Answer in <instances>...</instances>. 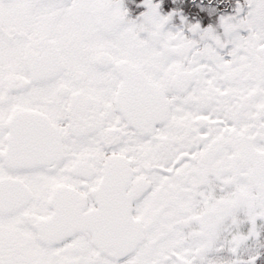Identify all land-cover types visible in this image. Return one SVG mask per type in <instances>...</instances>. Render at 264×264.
<instances>
[{"label":"snow or ice","instance_id":"snow-or-ice-1","mask_svg":"<svg viewBox=\"0 0 264 264\" xmlns=\"http://www.w3.org/2000/svg\"><path fill=\"white\" fill-rule=\"evenodd\" d=\"M143 4L129 19L121 0H0V264H161L144 213L225 124L176 73L190 59L211 79L213 26L164 31L175 13ZM220 27L264 56V0H238Z\"/></svg>","mask_w":264,"mask_h":264},{"label":"flooded vegetation","instance_id":"flooded-vegetation-1","mask_svg":"<svg viewBox=\"0 0 264 264\" xmlns=\"http://www.w3.org/2000/svg\"><path fill=\"white\" fill-rule=\"evenodd\" d=\"M158 3L166 5L165 15L175 13L165 24V31L184 30L199 39V33L188 32V25L199 23L202 29L213 26L210 33L200 37L212 42L200 49L207 57L211 79L205 84L201 74L193 73L190 59L179 60L176 73L183 76L185 89L195 81L200 106L223 117L225 127L217 129L209 123L207 149L193 157L178 175L160 183L144 213V231L139 239H144L146 231L145 247L155 251L158 258L162 256L166 264H191L196 254L222 264L217 258L225 254L233 230L239 226L246 233L255 219L256 237L248 246L254 252L260 248L255 262L264 263V56L258 54L251 39L234 43L221 32L220 17L238 5V0ZM211 6L217 7L218 14L206 13ZM235 27H240L239 22ZM176 78L171 73L166 75L162 86L167 89ZM199 136L198 125L189 122L180 143L191 148L192 138ZM143 187L137 185L138 189ZM180 235L182 240L177 238ZM178 245L192 250L179 254L175 250Z\"/></svg>","mask_w":264,"mask_h":264},{"label":"clouds","instance_id":"clouds-1","mask_svg":"<svg viewBox=\"0 0 264 264\" xmlns=\"http://www.w3.org/2000/svg\"><path fill=\"white\" fill-rule=\"evenodd\" d=\"M256 237V226L251 227L248 232H241L237 226L232 233V239L227 242V249L223 256L217 259L222 264H252V257L256 256L252 251L248 242ZM235 248L236 251L232 252L231 249Z\"/></svg>","mask_w":264,"mask_h":264},{"label":"rangeland","instance_id":"rangeland-1","mask_svg":"<svg viewBox=\"0 0 264 264\" xmlns=\"http://www.w3.org/2000/svg\"><path fill=\"white\" fill-rule=\"evenodd\" d=\"M126 1H128L129 3H130V5L132 4V2L133 3H135V8H137V9H135L134 7H132L133 8V11H131L130 9H129V7H127L126 6V2H125V0H121V3H122V5L125 7V8H127L128 9V17L129 18H137L139 15H140V13H142V12H144V11H146V6L143 4V0H134V1H131V0H126ZM163 8L165 9V11L167 10L162 4H160V8H159V11H160V14L161 15H165L166 14V12L165 11H163ZM224 7H222V9H223ZM236 8H237V5H232V7H231V11H228V12H224L223 13V15L222 16H224V15H232L234 12H235V10H236ZM207 11H206V13L207 14H209V15H215V14H218L217 13V7H215V6H211V8H207L206 9ZM138 11V12H137ZM165 13V14H164ZM134 16V17H133ZM219 16V15H218ZM182 16H180V18H181ZM164 31H165V27H164ZM157 193V192H156ZM180 233V232H179ZM178 233V234H179ZM184 236H182V235H180V236H178L177 238L178 239H181L182 240V238H183ZM199 249V248H198ZM175 250L179 253V254H182V253H184V252H190V250H192V249H190V247H188V246H185V245H178V246H176L175 247ZM206 251V250H205ZM204 251V252H205ZM255 254H256V256H258V257H260V255H261V250H260V248H258L257 249V251L255 252ZM197 255V254H196ZM196 255L194 256V257H192V259H191V261H190V263L191 264H213L212 262H213V260H211V259H209V258H204V256H202V255H199V257H196ZM160 261H161V264H166L164 261H163V259H162V256L161 257H159L158 258ZM255 264H264L262 261H258V262H255Z\"/></svg>","mask_w":264,"mask_h":264},{"label":"trees","instance_id":"trees-1","mask_svg":"<svg viewBox=\"0 0 264 264\" xmlns=\"http://www.w3.org/2000/svg\"><path fill=\"white\" fill-rule=\"evenodd\" d=\"M131 1H134V0H131ZM155 1L158 2V0H155ZM125 2H126V6L129 7V9H130L131 11H133V8H132V7L135 8V3L132 2V4L130 5V3H129L128 1L125 0ZM163 6L167 9L166 5H163ZM135 9H137V8H135ZM163 11H165L164 8H163ZM137 12H138V11H137Z\"/></svg>","mask_w":264,"mask_h":264}]
</instances>
